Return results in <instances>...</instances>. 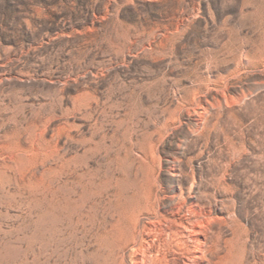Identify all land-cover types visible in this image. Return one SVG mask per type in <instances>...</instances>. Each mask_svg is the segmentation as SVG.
I'll use <instances>...</instances> for the list:
<instances>
[{
  "label": "rangeland",
  "instance_id": "374dc122",
  "mask_svg": "<svg viewBox=\"0 0 264 264\" xmlns=\"http://www.w3.org/2000/svg\"><path fill=\"white\" fill-rule=\"evenodd\" d=\"M135 236L264 264V0H0V264H135Z\"/></svg>",
  "mask_w": 264,
  "mask_h": 264
},
{
  "label": "bare ground",
  "instance_id": "6f19581e",
  "mask_svg": "<svg viewBox=\"0 0 264 264\" xmlns=\"http://www.w3.org/2000/svg\"><path fill=\"white\" fill-rule=\"evenodd\" d=\"M179 227L181 228L180 230H178ZM179 227H176V230L172 231L173 232L172 235L174 237L180 236V234L184 236V232L189 234L190 232H192L191 229L193 228V225L190 224V227H188L186 225H179ZM179 232H180V234H179ZM138 240H139L138 236L137 237L135 236L133 238V240H132L133 247L135 248V258H134L135 260L133 259L135 264H147L148 262H151V263H154V264H158V261H159L158 254H160V253H158L157 255L153 256L151 250H149L150 246L149 247H145V246L141 245L140 242H138ZM183 244L184 243L182 242V240L176 239V245L177 246H183ZM160 258H161V256H160ZM161 262H163V261H161ZM132 263H133V261H132Z\"/></svg>",
  "mask_w": 264,
  "mask_h": 264
}]
</instances>
